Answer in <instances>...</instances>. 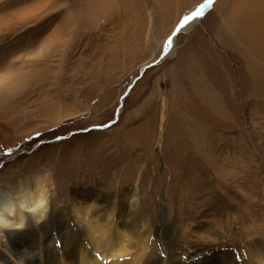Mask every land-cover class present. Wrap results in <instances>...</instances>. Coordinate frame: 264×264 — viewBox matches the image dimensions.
Masks as SVG:
<instances>
[{
  "label": "rangeland",
  "instance_id": "374dc122",
  "mask_svg": "<svg viewBox=\"0 0 264 264\" xmlns=\"http://www.w3.org/2000/svg\"><path fill=\"white\" fill-rule=\"evenodd\" d=\"M102 1L0 0V190L40 177L47 191L45 218L22 211L18 228L98 216L129 233L127 260L147 244L165 264V227L172 263L227 249L264 264V0H214L101 129L209 0Z\"/></svg>",
  "mask_w": 264,
  "mask_h": 264
},
{
  "label": "bare ground",
  "instance_id": "6f19581e",
  "mask_svg": "<svg viewBox=\"0 0 264 264\" xmlns=\"http://www.w3.org/2000/svg\"><path fill=\"white\" fill-rule=\"evenodd\" d=\"M251 1L261 3L262 0ZM101 2L103 1L101 0ZM208 2L209 1L204 2L198 6L196 5L185 12L178 24V26L183 24V28L179 33H189L194 26L200 23L198 20L202 18V13L208 10L206 8L203 9L205 6L204 4ZM242 3H244V1ZM262 6L264 5L262 4ZM197 13L200 14L197 15ZM94 18L96 17L93 16V19ZM186 18L188 20L187 23H185ZM261 20L262 19H260V22H257L260 26L259 37L264 35V24ZM243 21L242 19L241 25L243 28L249 32H255L256 35L255 26L251 22L252 20L247 21L246 19V21ZM57 37L59 38V36H56V38ZM176 37H174L173 34L163 46V54L168 53L166 58L173 56L175 53ZM51 43L53 44V42ZM253 51L255 50L253 49ZM121 104L122 98L119 105ZM118 109L121 111L122 108L119 106ZM46 197L47 191L43 188L40 177L32 180L28 178L20 179L13 185L10 193L0 190V228L6 231L9 230V241L13 244L14 248L17 249L13 264H23L24 261L21 262L23 258L28 264H152L149 260H145V251L148 249L147 244L141 246L142 251L140 250V254L127 260L128 253L132 252L130 250V245H128L129 242L132 243V239L131 237L127 239L128 236H130L129 233L126 231L121 232L123 229L121 231L120 229L123 227L118 225L104 228L103 225L100 224L98 216V219L91 218L89 215L86 216L84 224L77 229L71 226L49 228V226L44 224L42 227H40V225L36 230L34 229V231L26 229V227L20 230L18 227L23 224L22 211H30L31 217L37 218L38 220H43L45 218L46 213H48ZM157 234L163 237V239H161V246L163 251L167 253V256L164 258L165 264H242L238 254H236L235 251L227 249L213 251V253H211L212 255L202 254L200 256L182 259V261L178 263H172L170 249L173 244L170 240L166 239L167 229L162 227L158 229Z\"/></svg>",
  "mask_w": 264,
  "mask_h": 264
},
{
  "label": "water",
  "instance_id": "95a60500",
  "mask_svg": "<svg viewBox=\"0 0 264 264\" xmlns=\"http://www.w3.org/2000/svg\"><path fill=\"white\" fill-rule=\"evenodd\" d=\"M213 1H214V0H211V2H208V3L204 4L205 6H204L203 9H205V8L208 9V7L212 4ZM203 15H204V13H202V16H203ZM182 28H183V24L180 25V26H178V27L176 28L175 33H174V37H176V36L179 34V32L181 31ZM167 55H168V53H164V54H162V56H161L158 60H156V61L150 63L149 65H147L146 67L143 68V70L141 71L140 75L132 81V84L129 86V88H128V90L126 91V93L122 96V104L120 105V108L123 107L124 100H125L126 97L129 95L131 89H132L133 86L136 84V82L139 81V80L142 78V76L144 75V73L146 72V70H148L149 68H151V67L155 66L156 64H159L160 62H162V61L167 57ZM119 113H120V109L117 110L116 119H115L114 121L110 122L109 124H107L106 126L101 127V129H102V128H106V127H110V126H112L113 124H115L116 121H117V119H118V115H119Z\"/></svg>",
  "mask_w": 264,
  "mask_h": 264
},
{
  "label": "snow or ice",
  "instance_id": "6c2138e0",
  "mask_svg": "<svg viewBox=\"0 0 264 264\" xmlns=\"http://www.w3.org/2000/svg\"><path fill=\"white\" fill-rule=\"evenodd\" d=\"M209 2H211V0H209ZM200 13H197V15H199ZM188 22V20H187V18L185 19V23H187Z\"/></svg>",
  "mask_w": 264,
  "mask_h": 264
}]
</instances>
